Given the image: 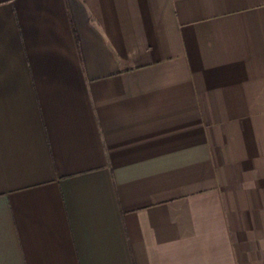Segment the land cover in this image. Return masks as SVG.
Here are the masks:
<instances>
[{
  "label": "crops",
  "instance_id": "0c3cea01",
  "mask_svg": "<svg viewBox=\"0 0 264 264\" xmlns=\"http://www.w3.org/2000/svg\"><path fill=\"white\" fill-rule=\"evenodd\" d=\"M0 264H264V0H0Z\"/></svg>",
  "mask_w": 264,
  "mask_h": 264
}]
</instances>
